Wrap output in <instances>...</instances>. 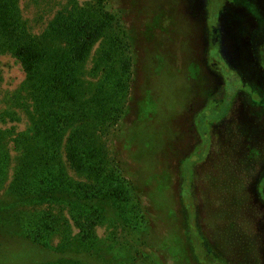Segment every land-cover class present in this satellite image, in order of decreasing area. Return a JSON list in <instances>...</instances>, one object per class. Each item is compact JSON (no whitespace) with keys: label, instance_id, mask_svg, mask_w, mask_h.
Wrapping results in <instances>:
<instances>
[{"label":"rangeland","instance_id":"obj_1","mask_svg":"<svg viewBox=\"0 0 264 264\" xmlns=\"http://www.w3.org/2000/svg\"><path fill=\"white\" fill-rule=\"evenodd\" d=\"M19 7L50 48L67 45L51 33L57 18L103 21L98 0H19ZM106 7L113 19L76 75L81 102L103 109L102 121L90 123L109 157L108 188L120 199L104 202L89 221L50 206L61 228L40 241L28 236L27 217L46 204L12 205L8 187L20 151L14 140L31 133L33 91L20 61L0 53V136L11 155L0 180V264H264V231L256 227L264 208L249 201L256 187L249 190L247 142L238 137L247 125L227 135L210 127L228 110L233 38L250 41L252 12L262 15L258 0H107ZM64 235L72 243L59 251Z\"/></svg>","mask_w":264,"mask_h":264},{"label":"trees","instance_id":"obj_2","mask_svg":"<svg viewBox=\"0 0 264 264\" xmlns=\"http://www.w3.org/2000/svg\"><path fill=\"white\" fill-rule=\"evenodd\" d=\"M106 1L98 0L103 14L101 24L92 25L90 17L77 22L78 18H72V14L69 20L57 18L51 33L65 37L67 45L50 48L42 45L43 35L35 37L28 30L19 0H0V53H10L20 61L34 99L31 133H21L14 140L20 151L8 194L12 205L20 203L34 209L46 204L45 208L38 207L37 212L27 217L28 230L31 228L27 233L35 241H40L39 237H45L46 233L49 237L61 228L60 218L50 214V206H67L72 217L89 221L103 209L104 202L120 199L117 189L108 188L112 178L106 177L103 170H110L109 157L96 144L92 129L97 126L90 123L91 118L102 121L103 109L92 111L89 104L81 102L79 91L84 87L76 75L83 67L93 39L113 19ZM229 101L225 110L230 107ZM117 116L119 118L121 113ZM217 120L211 122L215 124ZM10 168V151L0 136V180H4V173ZM70 170L82 174L85 180H77ZM1 219L10 220L8 217ZM202 240L196 234L198 245H203ZM68 243L72 240L64 235L55 248L64 250Z\"/></svg>","mask_w":264,"mask_h":264},{"label":"flooded vegetation","instance_id":"obj_3","mask_svg":"<svg viewBox=\"0 0 264 264\" xmlns=\"http://www.w3.org/2000/svg\"><path fill=\"white\" fill-rule=\"evenodd\" d=\"M237 4V1H235ZM261 14L256 11L252 12V24L250 25L248 36L250 41L247 44L243 37L233 38L234 46L237 49L236 69L234 75V85L232 93L228 96L230 107L227 112L217 120L211 123L210 127H224L227 133H232V129L238 128L240 124L247 125L244 134L238 137L246 138L247 151L244 152V159H248L250 170H245L249 176L251 188L256 187L252 191L256 194L250 196V203L254 204L257 209L264 208V0H258ZM238 5V4H237ZM239 19V17H238ZM218 32V28L214 29ZM246 48V49H245ZM247 70V71H246ZM241 71V72H240ZM242 71H246L242 75ZM248 80V86L241 85V79ZM234 105L233 110L231 109ZM234 115L232 114V112ZM231 115L228 119L226 116ZM231 124V127H227ZM224 131H222V134ZM239 132V131H238ZM234 134V133H233ZM246 134V135H245ZM211 137V136H210ZM237 138V137H236ZM239 139V138H237ZM261 163L259 166L258 164ZM251 191V192H252ZM258 197V198H257ZM256 204H258L256 206ZM250 205V204H248ZM256 212V210H255ZM256 227L264 231V216L256 222Z\"/></svg>","mask_w":264,"mask_h":264}]
</instances>
